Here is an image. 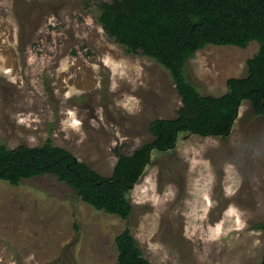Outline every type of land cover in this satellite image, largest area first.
Segmentation results:
<instances>
[{"label": "rangeland", "instance_id": "374dc122", "mask_svg": "<svg viewBox=\"0 0 264 264\" xmlns=\"http://www.w3.org/2000/svg\"><path fill=\"white\" fill-rule=\"evenodd\" d=\"M110 0H0V143L50 140L102 176L152 140L181 106L170 74L127 53L97 18ZM207 45L185 68L203 95L226 93L258 51ZM127 219L97 211L53 175L0 181V264H115L126 228L151 264H260L264 116L243 102L226 138L180 134L153 151L127 195Z\"/></svg>", "mask_w": 264, "mask_h": 264}, {"label": "trees", "instance_id": "16d2710c", "mask_svg": "<svg viewBox=\"0 0 264 264\" xmlns=\"http://www.w3.org/2000/svg\"><path fill=\"white\" fill-rule=\"evenodd\" d=\"M98 8L97 20L109 38L168 71L181 99L177 115L151 121L152 140L130 155L118 154L110 176L50 140L34 147L0 143V181L16 186L53 175L93 209L127 219L132 212L127 195L151 163L153 151L173 150L182 133L228 137L246 101L256 116H264V0H110ZM251 41L259 48L246 61L247 74L227 79L225 94L203 95L187 80L186 65L197 51L207 45L245 48ZM257 229L264 230V222ZM115 243V264H151L129 229Z\"/></svg>", "mask_w": 264, "mask_h": 264}]
</instances>
